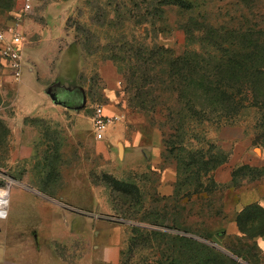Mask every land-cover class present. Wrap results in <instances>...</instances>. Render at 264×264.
I'll return each instance as SVG.
<instances>
[{"label": "rangeland", "instance_id": "374dc122", "mask_svg": "<svg viewBox=\"0 0 264 264\" xmlns=\"http://www.w3.org/2000/svg\"><path fill=\"white\" fill-rule=\"evenodd\" d=\"M209 25L222 27V48L204 45ZM10 26L24 35L25 68L16 79L0 55V264H105L108 245L120 264H173L177 234L264 264L261 252L225 249L254 241L218 234L237 194L208 174L241 154L240 139L264 146V98L243 90L237 114H190L173 68L185 48L218 60L264 43V0H0ZM98 104L119 115L102 139ZM139 136L158 138L160 169L153 155L126 154ZM164 168L177 173L171 195L159 190ZM245 169L236 180H264V168Z\"/></svg>", "mask_w": 264, "mask_h": 264}, {"label": "trees", "instance_id": "16d2710c", "mask_svg": "<svg viewBox=\"0 0 264 264\" xmlns=\"http://www.w3.org/2000/svg\"><path fill=\"white\" fill-rule=\"evenodd\" d=\"M156 13L159 14L158 11ZM185 29L189 35L194 36V29L189 24L185 25ZM221 29L222 27L214 25L204 28L202 31V38L206 41L204 45L211 47L216 44L219 48H222L223 43L218 42L220 38L218 31ZM243 46L246 47L242 48ZM236 48L233 53L226 57L218 55V60L213 59L210 51L204 49L188 50V48H185L182 53L175 57L173 68L180 79L179 93L184 99H187L186 108L190 114L194 113L201 117L214 116L215 114L227 117L237 114L240 110L243 90L246 91L244 93L246 96L251 93L253 100L259 98L260 94L264 98V43L258 36H255L254 39H247L246 43ZM225 160L226 158L223 159V161ZM221 163L222 160H219V162L212 160L209 168L212 170ZM242 167L246 168L244 171L251 169L247 166ZM242 167L235 171V180L238 170ZM257 208L255 205L242 209L238 221L243 235L234 236L237 240V238H244L246 235L247 238L254 241V246L249 244L247 247L233 243L223 244L225 249L231 251L237 257L250 252L253 256H260L261 251L259 246L256 245L254 235L257 232L264 231V209L261 208L260 212L255 213L253 209ZM250 210L253 212H249ZM147 228L142 225L137 226L138 231ZM176 237L179 238L178 240L181 243L179 250L177 249L174 253L173 260H175V263L173 262V264H227V261L234 264L238 263L226 252L221 251V249L218 250L215 246L205 242L195 240L193 236L177 234ZM225 237H230V235ZM262 256L264 257V253H262Z\"/></svg>", "mask_w": 264, "mask_h": 264}, {"label": "crops", "instance_id": "0c3cea01", "mask_svg": "<svg viewBox=\"0 0 264 264\" xmlns=\"http://www.w3.org/2000/svg\"><path fill=\"white\" fill-rule=\"evenodd\" d=\"M45 111L51 109L47 106L44 107ZM154 138L151 145L144 144V137H138L139 141H133V144H126V154L131 150L133 154L134 150H141L147 157H153V163L157 168L160 169V163L162 162V157L160 156V147L161 144ZM248 140V139H247ZM246 139H240L236 142L239 146L241 154H233L230 157H227L225 161H222L220 165L212 169L208 174L212 180L221 181L225 184L226 190H234L236 192V198L232 202L227 211L224 219H227V225L222 230H219L218 234L221 236H236L243 235V232L239 224V214L242 212L244 207L257 206V209H253L255 213L260 212L261 208L264 209V180L258 179L259 176H251L247 178H242L235 180V171L242 166H247L251 169H260L264 168V146L260 145L259 147H253ZM120 145V141L118 142ZM141 145L142 149L140 148ZM131 146V147H130ZM256 148V150H255ZM120 149V147H119ZM121 153V151H120ZM256 156V159H255ZM222 168L224 171L222 173L219 169ZM226 172V173H225ZM161 173V183L159 184V190L163 194L171 195L175 190V182L177 179V173L175 170L170 168H164L160 171ZM237 177V176H236ZM250 210L249 212H253ZM254 240L257 242L256 245L259 246V249L264 253V231L257 232L254 235ZM103 255L105 264H120V249L118 245H108L103 247Z\"/></svg>", "mask_w": 264, "mask_h": 264}, {"label": "built area", "instance_id": "2783aa9c", "mask_svg": "<svg viewBox=\"0 0 264 264\" xmlns=\"http://www.w3.org/2000/svg\"><path fill=\"white\" fill-rule=\"evenodd\" d=\"M24 45V35L21 31L12 26L0 27V55L16 79L22 77L25 68ZM94 109V137L102 139L117 121L119 115L107 112L103 104H98Z\"/></svg>", "mask_w": 264, "mask_h": 264}, {"label": "water", "instance_id": "95a60500", "mask_svg": "<svg viewBox=\"0 0 264 264\" xmlns=\"http://www.w3.org/2000/svg\"><path fill=\"white\" fill-rule=\"evenodd\" d=\"M122 148H123V146H122V144H120V149L122 150Z\"/></svg>", "mask_w": 264, "mask_h": 264}]
</instances>
